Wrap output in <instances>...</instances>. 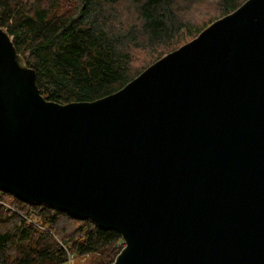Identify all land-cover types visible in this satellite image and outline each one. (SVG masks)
<instances>
[{
	"label": "water",
	"instance_id": "water-1",
	"mask_svg": "<svg viewBox=\"0 0 264 264\" xmlns=\"http://www.w3.org/2000/svg\"><path fill=\"white\" fill-rule=\"evenodd\" d=\"M0 27V191L123 248L111 264H264V0L118 91L45 99Z\"/></svg>",
	"mask_w": 264,
	"mask_h": 264
},
{
	"label": "trees",
	"instance_id": "trees-1",
	"mask_svg": "<svg viewBox=\"0 0 264 264\" xmlns=\"http://www.w3.org/2000/svg\"><path fill=\"white\" fill-rule=\"evenodd\" d=\"M61 1L0 0V27L35 72L41 95L65 104L92 102L118 91L245 0H219L220 14L201 29L176 16L177 4L187 0H77L68 11L58 8ZM120 1L137 14L130 33L119 30L115 6ZM141 34L144 41H124ZM157 41L167 43V50L132 72L128 43ZM61 220H68L74 229L69 230ZM122 248L123 242L113 230L103 231L89 221L28 205L0 191V264H72L70 259L75 264L86 256H91L87 264H111Z\"/></svg>",
	"mask_w": 264,
	"mask_h": 264
},
{
	"label": "rangeland",
	"instance_id": "rangeland-1",
	"mask_svg": "<svg viewBox=\"0 0 264 264\" xmlns=\"http://www.w3.org/2000/svg\"><path fill=\"white\" fill-rule=\"evenodd\" d=\"M76 1L77 0H62L61 3L59 2L58 8L63 11H68V9H70V7H72L76 3ZM220 4L221 3H219V0L180 1L175 7L176 16L180 21L187 22L189 23V25L196 29H201L204 25L208 24L210 21L218 17V15L220 14ZM115 8L118 14V25L119 23L121 25L119 26V30L122 33H130V26L136 23L138 20L137 14L134 11L129 10L126 4L122 3V1L118 2ZM112 17L114 18V16ZM118 25L116 24V26ZM178 37L179 35L175 37L172 42L173 44L177 42L176 40L178 39ZM144 39L146 38L141 34L137 36V39H125L124 41H144ZM169 45L173 46L172 44ZM167 47V43L161 44L158 41L150 45H146V42L141 43L140 45L131 42L128 43L127 51L131 58V71L137 73V71H140L144 66L153 61L159 54L164 53L167 50ZM8 200L9 202H12L11 198H8ZM60 223L70 227L69 230L74 229V225L72 223L69 224L68 220H61ZM90 257L91 256H86L78 261L76 260L75 264H87ZM73 260L74 259H70L72 264Z\"/></svg>",
	"mask_w": 264,
	"mask_h": 264
}]
</instances>
